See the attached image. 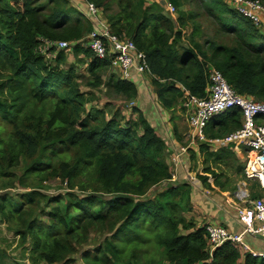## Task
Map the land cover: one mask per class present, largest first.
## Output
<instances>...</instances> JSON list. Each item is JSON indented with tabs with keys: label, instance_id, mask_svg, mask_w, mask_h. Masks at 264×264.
Segmentation results:
<instances>
[{
	"label": "trees",
	"instance_id": "obj_1",
	"mask_svg": "<svg viewBox=\"0 0 264 264\" xmlns=\"http://www.w3.org/2000/svg\"><path fill=\"white\" fill-rule=\"evenodd\" d=\"M86 1L103 10L113 34L130 39L146 55L156 78L151 80L153 93L164 109L172 110L181 97L178 85L191 95L204 96L207 76L197 55L212 63L237 94L264 102V43L257 41L255 26L222 0L197 1L221 33L235 36L234 46L208 41L206 48L194 44L181 47V52L176 49L181 34L174 30V21L148 6V0ZM166 1L176 9L182 6L180 0ZM68 2L0 0V120L10 126L8 133L0 132V176L30 158L25 173L60 177L75 191L52 198L43 195L53 206L47 224L26 225L29 240L26 237L22 245L30 243L24 248L29 260L70 263L67 257L85 242L87 228L97 225L110 237L94 254H79L88 264H264V256L242 254L231 242L210 255L205 226L184 217L186 212L199 214L191 204L189 183L170 182L172 170L164 159L167 146L145 115L136 106L130 108L131 118L123 120L119 109L107 113V118L103 109H87L75 70L61 68L65 51L50 62L37 53L38 38L71 42L92 30ZM72 52L90 60L87 69L95 82L99 80L95 71L108 67L88 49L74 46ZM114 75L107 86L133 101L135 84ZM219 117L207 125L208 136L240 127L237 109ZM199 149L207 153V146ZM226 156L234 154L224 149L208 153L215 162ZM199 179L210 188L206 177ZM27 201H32L30 195ZM21 211V202L12 205L10 198L0 195L4 220L10 223L14 215L22 220Z\"/></svg>",
	"mask_w": 264,
	"mask_h": 264
},
{
	"label": "rangeland",
	"instance_id": "obj_2",
	"mask_svg": "<svg viewBox=\"0 0 264 264\" xmlns=\"http://www.w3.org/2000/svg\"><path fill=\"white\" fill-rule=\"evenodd\" d=\"M164 1L166 0H148V6H155L156 9L164 15ZM180 1L182 2V6L177 9V12L173 16L174 18H172L174 21V30H177L181 34L180 45L178 44L176 46L178 52H181V47L193 48L194 44L203 45L204 48H206V46H208V41H214L217 44L229 48L234 46L235 36L221 33L213 20L206 16L197 0ZM260 1L262 2V0ZM44 2L45 0H39L40 4ZM68 4L71 6L69 2ZM82 8L84 12V6H82ZM114 8L116 10L119 9L116 5H114ZM164 16L171 19L167 15ZM85 20L87 21L86 18ZM85 20L83 21L85 22ZM254 28L256 34H258L256 36L257 41L264 43V28ZM195 30L196 33L194 32L195 34H193V31ZM201 58L197 55L198 61L202 64L205 74H207L208 68L214 65ZM88 62L89 60H86L82 53L75 56L71 50L65 52V61L61 64V68H72L75 70V73L77 74L76 83L79 86V90L84 93V97L88 100L86 108L89 109L90 107H93L96 109H103L106 112V118L107 113L109 115L116 108L121 110L120 112L122 115H118L119 117L122 116V120L126 117L131 118L130 108L127 104L130 100L116 95L112 89L107 86L109 78L112 77V70L109 67H102L96 70L95 72L97 73L99 80L95 82L94 76L88 72ZM114 78L118 77L114 75ZM133 83L136 86L137 94L139 92L142 93V89L145 86L152 87V83L148 79L146 80V85L144 83H139L138 81H133ZM153 96L155 97L154 93ZM154 97L152 100L153 102L151 101V104L154 106L153 112L160 113V102ZM135 99L136 98H134L133 101ZM169 115L171 117L170 125H175L179 128V134L177 133V136L180 146L186 147L187 142L185 136L180 134H186L188 132V124H185L188 115L186 116L185 110L181 105L180 96L177 98L176 102H174V107ZM132 116L135 119L137 118L136 115ZM219 119L220 117L218 116L214 119V122H218ZM9 131L10 126L0 120V132L6 134ZM204 151L207 153H204L199 149V154H197L196 151L193 152L192 149H188L187 154L181 159V157L177 156L178 150L174 151V147H171L170 144H168L164 159L172 170V179L170 182L174 185L180 184L177 180L183 177L182 181L189 183L192 196L191 199L193 200V198H195L197 201L196 205L202 209V211L208 209V212L205 213L206 216L211 219L210 222L218 224L219 221L226 216V211L220 207V204L216 205L213 203L210 197L216 198L219 201L222 197L218 193H206V190L209 188L202 185L199 176L206 177L209 186L211 184L217 186V182L218 184L226 185L230 189L227 196L232 198V193H234L236 188L235 186L238 181L242 179L241 177H243V164L239 162L242 156H237L239 161L235 160L234 157L226 156L222 162H215L212 157H208V153H218L220 150L215 152ZM184 159L185 161H183ZM31 162L32 159L25 158L17 168L9 169L5 171V175L0 176V195H5V197L10 198L12 205L21 202L22 211L20 215L23 218L22 220H19L16 218V215H14L11 217L9 223L0 215V264H32L29 260L28 252H24V248H30V243L28 241L24 245L22 244L26 237L29 240L26 231V225L28 222H36L42 225L48 223L47 216L53 203L49 202L43 195L52 198L58 195H64L65 193L75 192L69 190L67 183L61 182L60 177L44 178V175L42 177H37L34 174L25 173ZM240 167L242 168L241 172L238 170ZM181 174L182 177L180 176ZM41 178L46 180L42 181ZM249 186L251 194L254 193L255 195H258L260 193V189L256 183L253 182V184ZM75 190H77V187ZM26 195H30L32 201L26 202ZM223 197L225 198V196ZM200 209H198V215L192 212L190 214L186 212L184 217L187 220L195 222V219H200L202 217ZM203 220L205 219L203 218ZM84 234L85 242L81 243V245L75 246L76 254L67 257V260H70V263L67 264H88L79 259V254H82L84 251H89L90 254H94V249L98 246H102L103 242L110 237V232L108 230L100 229L97 225L88 227ZM38 264L44 263L39 262Z\"/></svg>",
	"mask_w": 264,
	"mask_h": 264
},
{
	"label": "built area",
	"instance_id": "obj_3",
	"mask_svg": "<svg viewBox=\"0 0 264 264\" xmlns=\"http://www.w3.org/2000/svg\"><path fill=\"white\" fill-rule=\"evenodd\" d=\"M68 1L87 19L92 30L83 38L71 42L38 38L36 51L39 55L50 62L56 53L71 51L74 46H80L90 50L98 61L107 63L121 80L132 81L137 76L146 83L147 79L150 82L156 79L150 71L146 55L137 49L133 41L111 32L102 9L86 0ZM222 1L256 28H264V4L260 0ZM163 9L165 15L171 18L177 12L176 7L167 1H164ZM206 76L204 96L191 95L183 86L178 85L182 91L181 105L186 116L188 115V132L184 135L187 145L178 148L177 156L182 159L188 149L199 150L200 145L207 146L210 152L230 149L244 156L243 177L233 194L238 202L236 216L241 231L232 232L223 224L202 222V218L198 226H205L210 255L223 243L231 242L242 254L249 252L253 256H264L252 252L244 241L247 235L264 238V102L237 94L214 66L208 68ZM132 106L134 102H129L128 107ZM232 109H237L240 113V127L226 135L208 136L205 133L207 125ZM253 182L260 189V197H251L249 185Z\"/></svg>",
	"mask_w": 264,
	"mask_h": 264
},
{
	"label": "crops",
	"instance_id": "obj_4",
	"mask_svg": "<svg viewBox=\"0 0 264 264\" xmlns=\"http://www.w3.org/2000/svg\"><path fill=\"white\" fill-rule=\"evenodd\" d=\"M132 80L138 81L139 83H144L146 85V83L141 81V79L137 76H134V78ZM138 95H139V97H138ZM118 96H121V95H118ZM153 97H154L153 96V88L151 86L150 87L145 86L142 89V93L139 92L136 96V99L134 101H130V102H134V106L138 107L139 110L145 115V117L147 118V120L149 121L151 126H153L155 128L156 133L165 141L166 146L168 147V144H170L171 147H174V151H176L180 147L179 139L177 136V133L179 134V128L176 127L175 125L174 126L170 125V118L171 117L169 114H170L171 110L169 111V110L164 109L163 107L160 106V113L153 112L154 106H153V104H151L153 102L152 101ZM146 109H148V110H146ZM185 124H188V123L186 122ZM180 135L183 136V135H185V133L184 134L181 133ZM190 149H192L193 152L196 151V153L199 154V150H197L196 148H190ZM226 150H228V149H226ZM230 151L234 154L235 160H238L237 156L241 155V154L234 153L232 150H230ZM241 156L242 157L240 158V161L239 160L238 161L243 164L244 156L243 155H241ZM183 161H185V159ZM243 167H244V164L242 165V168ZM241 175H242V173H241ZM180 176L182 177V174ZM182 180H183V177L179 178V180H177V181L180 183L184 182ZM240 181H238V183ZM229 192H230V189L226 185H223V184H221V186H214L213 184H211L210 188L208 190H206V193H213V194L218 193L222 197V198H220L221 200L219 201L218 199L212 198L209 196L211 201H213V203H215L216 205L220 204V207L226 211V216L224 218H222V220L219 221V223L223 224L230 231L238 233L241 231L240 225L238 223V218L236 216V209L238 207V202L236 201V199H234L233 196H232V198L234 200L232 198H230L229 196H227V194ZM232 194H234V193H232ZM223 196H225V198ZM223 200H224V202H223ZM192 201H193V203H192ZM196 203H197V201L195 200V198H193V200L191 199V204L198 210L200 208L196 205ZM198 204H201V203H198ZM200 212L202 215L201 218L205 219L204 222L209 223L211 221V219H209L208 216H206V214H205L208 212V209H206L205 211H202V209H200ZM200 219L199 218L195 219V223L197 226L199 225ZM211 223H214V222H211ZM244 241L249 245L252 252L264 255V238H262L261 236H248L247 235L244 237Z\"/></svg>",
	"mask_w": 264,
	"mask_h": 264
}]
</instances>
